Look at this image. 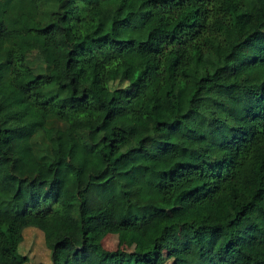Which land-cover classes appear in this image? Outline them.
I'll return each instance as SVG.
<instances>
[{"label":"trees","instance_id":"trees-1","mask_svg":"<svg viewBox=\"0 0 264 264\" xmlns=\"http://www.w3.org/2000/svg\"><path fill=\"white\" fill-rule=\"evenodd\" d=\"M25 229L49 264H264V0H0V264Z\"/></svg>","mask_w":264,"mask_h":264},{"label":"rangeland","instance_id":"rangeland-1","mask_svg":"<svg viewBox=\"0 0 264 264\" xmlns=\"http://www.w3.org/2000/svg\"><path fill=\"white\" fill-rule=\"evenodd\" d=\"M146 28L153 30L159 36L167 34V28L156 17H151L147 21ZM40 123V116L36 113H30L19 121L8 123L4 128L16 138H26L32 135L34 126ZM59 154L65 160H69L72 156L66 147L61 148ZM1 183L6 186L11 185V181L5 177L1 178ZM156 214L160 218H169L178 222L190 221L191 219V214L185 206L170 209L159 208ZM100 246L102 251H121L125 253L142 249V244L139 240L133 236L121 233L106 235L100 241ZM19 253L27 256L28 264H49V251L44 246L41 233L35 229H25L22 232ZM156 264H171V259H168L165 252H162Z\"/></svg>","mask_w":264,"mask_h":264}]
</instances>
